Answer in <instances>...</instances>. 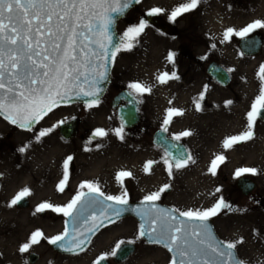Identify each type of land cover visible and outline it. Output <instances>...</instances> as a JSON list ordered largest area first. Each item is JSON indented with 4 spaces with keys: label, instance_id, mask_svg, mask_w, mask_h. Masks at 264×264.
<instances>
[{
    "label": "rangeland",
    "instance_id": "rangeland-1",
    "mask_svg": "<svg viewBox=\"0 0 264 264\" xmlns=\"http://www.w3.org/2000/svg\"><path fill=\"white\" fill-rule=\"evenodd\" d=\"M177 5L179 3L173 2L171 8ZM152 8L162 9L158 16L169 20L165 0H141L119 23L120 36L129 27L144 20ZM195 22L196 20L186 23V19L176 18L172 21L176 24L177 32L174 35L164 34L147 23L137 41L133 42L134 47L130 51L122 50L116 54L111 83L104 97L94 107H87L86 104L57 107L29 131L10 130L14 126L0 117V145L9 146L1 150L0 163L6 161L9 171H16L13 153L16 152L15 146H18V152L19 146L20 149L24 148L21 152L23 164L20 165V170L26 172L28 178H43L45 185L41 180H38V184L34 182L37 197L42 198L47 196V188H52L53 180H59L60 183L64 179V161L71 156L63 191H59L58 203L61 206L69 203L78 191L89 190L87 187H80L85 182L97 186L105 195L117 196L126 191L128 201H142L144 196L167 184L168 189L161 193L157 201L176 209L178 213L189 209L211 208L221 199L227 205L232 204L235 198L233 190L236 175L229 172L232 171L231 167L238 169L241 161L250 156L246 157L240 151L231 158L228 157V162L222 163V167L220 164L216 165L214 176L209 172V167L216 156L222 155L220 149H223L226 138L240 135L247 130V113L264 86V81L260 79V75H264L261 73L264 49L258 56L247 59L238 50L214 53L202 50L195 52L196 50L188 47L184 50L188 42L191 46L199 42ZM255 30L264 37V28ZM186 36L196 39L185 41V45L181 38ZM169 52L174 53L172 62L167 60ZM207 54L218 59L230 73L232 80L226 88L207 84L206 74L201 72L205 66L200 67L198 59ZM196 55L197 58H194ZM172 72L179 79L169 80L163 85L156 80L158 75ZM134 82L150 86L151 91L138 95L127 87ZM123 89L130 90L138 99L141 121L134 129H123V138L118 139L114 130L121 128V124L115 111L110 108V102ZM228 101L231 103L228 104ZM194 102L200 104V111H196ZM169 108L182 110L183 114L171 117L170 122L165 125L164 118ZM72 119L79 123L77 135L66 141L59 136L57 127ZM253 127L255 138L252 141L257 138L256 140L262 139L264 143V123L257 120ZM162 128H166L172 137L179 136V140L188 147L194 163L190 160L186 167L177 170L165 154L152 145V134ZM47 129L51 131L37 140L39 133ZM96 129H103L107 135L94 137L93 132ZM185 131L191 132V135L180 136ZM7 133H11L10 138L5 137ZM252 147L254 152L250 162L245 163L251 164L248 168H255L257 172L255 175H247L256 185L253 193L264 197V152L261 144H252ZM255 147H259L260 150L257 151L261 154ZM148 161L155 163L146 172L144 165ZM169 165L172 166L171 177L166 170ZM220 167L224 169L223 172ZM120 171H127L132 175L121 177V182H118L116 174ZM46 181L50 186H46ZM217 188L220 189L219 192L216 191ZM237 201L246 204L248 198L242 197ZM212 219L221 240L242 241L236 250L243 264H264L263 209L244 212L226 211V208H222ZM117 231L121 234L116 237L118 242L134 240L133 244L137 246L133 256L121 264H170L171 257L165 250L148 245L142 239L136 240L139 230L132 219L126 218L108 227L105 233L108 240ZM108 245L111 252L115 246L111 243Z\"/></svg>",
    "mask_w": 264,
    "mask_h": 264
},
{
    "label": "snow or ice",
    "instance_id": "snow-or-ice-1",
    "mask_svg": "<svg viewBox=\"0 0 264 264\" xmlns=\"http://www.w3.org/2000/svg\"><path fill=\"white\" fill-rule=\"evenodd\" d=\"M201 2L202 0H186L169 14V20L175 21L178 16L195 10ZM138 3L140 0H0V116L20 128H30L37 118L47 115L53 106H59L61 103L88 98L85 100L87 107L98 105L99 96L103 91L101 85L108 79V63L114 61L118 52L130 51L134 47L133 42L137 41L147 27L146 21L142 19L139 24L129 27L122 37L115 35L114 26L117 19L123 16L125 10L132 4ZM161 12L160 8H152L146 15L154 16ZM257 28H264V21H253L238 34L246 36ZM232 32L233 29H227L225 39ZM173 56L174 53L169 52L167 60L172 62ZM261 73H264V65L261 66ZM174 79H179L175 72L162 73L156 77L161 85ZM260 79L264 81V75H260ZM127 87L138 95L151 91L150 86L139 82L129 83ZM194 103L196 111H200V104ZM227 103L230 104L231 101ZM182 114V110L169 108L164 124L167 125L171 117ZM262 117L264 86L261 87L260 95L247 113V130L240 135L226 138L223 147L227 149L252 140V128ZM161 130L167 131L166 128ZM50 131L51 129H47L40 132L37 140ZM122 133L123 126L114 130L118 139L123 138ZM106 135L103 129H96L93 132L94 137ZM190 135L189 131L180 134ZM174 139H179V136ZM24 150L19 149L21 152ZM223 159V156H217L212 161L209 172L213 176L216 175L217 161ZM71 160L72 157L69 156L64 161V179L57 185V191H63L62 186L67 179L68 163ZM190 160L195 162L191 156L184 157L181 153L176 159L175 168L179 170L186 167ZM153 163L155 162L148 161L144 165V170L147 172ZM165 164H168L167 160ZM166 170L171 177L172 166L169 165ZM256 172L255 168H240L236 176L245 173L255 175ZM131 175L130 172L120 171L116 174V179L121 182V177ZM80 187H87L89 193L94 195L78 191L63 208H56L47 203L37 206L36 212L51 208L53 211L63 212L65 217L77 213L76 219L79 223L71 238L66 240L69 233L65 227L62 234L48 240L49 244L57 245L66 252H75L76 249L82 251L86 243L83 238L86 233L80 231V227L91 220L92 223L86 231L93 232L104 224L103 220L99 224L95 222L96 209H99V216L105 217L111 223L115 222L113 217L118 218L125 212L133 211L144 221L136 240L147 237L151 244L165 248L173 254L170 264H243V261L238 260L234 254L237 245L242 241H216L211 234L208 221L218 215L222 208L228 207L222 199L217 200L211 208L179 211V216L184 220H178L174 215L176 209L154 207L161 193L168 189L167 184L158 191L144 196L141 204L146 206L140 209L127 207L126 191L122 195L113 196L103 194L91 183H82ZM216 191L219 192L220 189L217 188ZM27 194L29 189L24 188L17 193L8 207L20 203ZM100 196L103 200L96 198ZM104 201L113 203L105 204ZM86 209H93V212L89 216H83ZM144 224H150L151 227L144 230ZM75 231H80L79 237L75 235ZM41 235L39 231L32 233L29 243L23 244L19 251L24 253L31 245L39 243ZM125 243L133 244L135 241H119L110 255H116L117 250ZM104 259L105 256L102 255L95 264H100Z\"/></svg>",
    "mask_w": 264,
    "mask_h": 264
},
{
    "label": "flooded vegetation",
    "instance_id": "flooded-vegetation-1",
    "mask_svg": "<svg viewBox=\"0 0 264 264\" xmlns=\"http://www.w3.org/2000/svg\"><path fill=\"white\" fill-rule=\"evenodd\" d=\"M165 2L167 4V9L169 10L167 14L169 15L176 7L185 3L186 0H165ZM173 2L179 3V5L171 8ZM151 17L154 19H162L167 23V26L170 28V32L167 35H174L177 32L176 24L172 23V21L170 22V20H166L163 16L158 15ZM177 18H180L181 20L186 19V23L188 21L196 20V36L199 42L191 46L188 41L196 38L192 37L189 39L187 36L186 38H181V41L184 42L183 44L186 45L185 41L188 42L187 46H184L186 47L184 50H187V47L190 50H196L195 52H197V50H202L204 52L211 51L213 53L238 50V52L245 59H247L250 57L241 53L240 41L244 38H251L253 36H257L262 39V46L264 49V37L259 33V31H250L246 36L238 34L241 29L252 23L253 20L260 19L264 21V0H202L195 10L184 13ZM152 27L157 29L154 26ZM229 28L233 29V32L228 35L227 39H225L224 34ZM197 56L198 55L194 58H197ZM205 57L207 58L205 59ZM198 59L200 60V67L201 65L205 66L201 69V72L202 74H206L208 80L207 84H213L216 85V87H221L218 82L207 75V68L214 64H220L222 67H225V65L209 54L199 57ZM10 130L22 129L18 127H10ZM0 134L2 133L0 132ZM10 134L11 133H7L5 137L10 138ZM254 134L255 132H253V135ZM252 144V140H250L236 144L231 148L226 149L223 147L220 151H222L221 156H223L224 159L223 161L218 160L217 164H220L222 167L224 165L222 163L228 162V157L231 158L233 155L240 153V151L241 153L244 152L246 157L250 156L245 160L250 162L249 160L251 158V154L254 152ZM8 147L9 146L6 144H1L0 152L3 148ZM15 147L16 152L13 153H15L14 162L16 163V171H9V166H7L6 161H2L0 163V264H95L97 259L102 255L105 256V259L100 262L106 260V264H114L112 260L115 255H110V253L115 247L111 249V252H109L110 246L108 244L111 243L113 246H116L118 243L116 237L121 234L117 231L116 233H113L108 240L105 233L108 227L115 225L119 221L99 230L90 240L87 247L79 253L61 254L52 249L48 240L52 238L54 234H62L64 232L66 217L61 211H53L51 208H46L41 212H36V208L42 203L51 204L56 208H63V206L58 203L59 191H57V185L59 184V180L56 182L53 180L51 182L52 188H47L48 194L46 197H37L34 182L38 184V180H41L43 185H45L44 180L43 178H39L38 174V177L28 178L27 173L20 170L23 164L21 151L18 152V146ZM261 147L262 152H264V144H262ZM255 148L256 151L257 149L260 150L259 147ZM257 152L261 154V152ZM245 161H241V166L238 169L251 167V164H247ZM221 169L223 172L224 169ZM231 169L232 171L229 173L233 172V174L236 175L238 169H236L235 166L231 167ZM247 174L249 173L236 176L233 190L235 198L232 204L229 203L228 207H225L226 211L231 210L245 212L256 209L264 210V197L253 193L254 190L245 195L242 192V189L244 188H240L238 185L239 181L244 183L245 181L252 180ZM46 183H48L46 186H50L49 182L46 181ZM24 188L29 189V194L25 195L20 203L13 205L12 207H8L9 203L17 195V193L21 192ZM242 197L248 198L246 204H241V202L237 201ZM24 202L25 204H23ZM37 231L42 234L39 238V243L31 245L26 252L21 253L19 251L20 247L25 243H29L32 233ZM106 240H108V243H106ZM136 249L137 246L135 245V250Z\"/></svg>",
    "mask_w": 264,
    "mask_h": 264
},
{
    "label": "water",
    "instance_id": "water-1",
    "mask_svg": "<svg viewBox=\"0 0 264 264\" xmlns=\"http://www.w3.org/2000/svg\"><path fill=\"white\" fill-rule=\"evenodd\" d=\"M136 5L137 4H132L128 9L125 10L124 15L120 16L117 19V22L114 26V32H115V35L117 37H119L117 30H116L118 21L123 19L128 14V12L132 8H134ZM146 19H147L148 23L157 27L160 31L165 32V33L170 32V28L162 20H157V19H154V18L149 17V16ZM240 49H241L242 53L246 56H256L261 52L262 40L257 36H253L251 38H244L240 41ZM112 62L113 61H110L107 65V67H108V79L101 85V87L103 88V91L101 92V94L99 96V100L104 96L106 89L108 87V84L110 83ZM207 74L213 80L218 82L223 87H226L230 84L231 78H230L229 73L224 68H222L221 66H219L217 64L210 65L207 68ZM86 99H88V98H84L83 100H78V101L74 100V101L68 102V103H61L59 106H65V105H70V104H75V103L85 104ZM110 106H111V108L116 109V116H117L118 120L120 121L121 125L125 129L134 128L136 125L139 124L140 119H141V116L139 114V103H138L137 99L135 98V96L132 93H130L128 90H122L117 95H115L112 98ZM56 107H58V106H53L52 110L55 109ZM50 112H48V113H50ZM1 117L3 119H5L3 116H1ZM41 118L42 117L37 118V120L34 121L30 125V128H21V129H24V130L32 129ZM259 120L264 122V117L259 118ZM12 125L15 127H18L15 124H12ZM78 125H79V123L76 119L64 122L59 126L58 132L65 140H70L76 136V133H77L76 130L78 128ZM152 144L155 147H157L158 149L162 150L166 154V156L169 158L170 162L173 165H175L176 159L178 156L181 155V153L183 154L184 157L189 156L187 147L181 141L174 139L172 137H169L167 135V133L165 131H162V130H157L153 134ZM238 185L240 188H242V187L244 188V189H242V192L244 194H247L248 192L252 191L254 189V186H255L252 181H247L246 183L245 182L243 183L240 181L238 183ZM83 193H89V191L83 192ZM89 195L92 196L94 194L89 193ZM96 198L99 200H103L102 196L96 197ZM104 203L105 204H111L113 202L104 201ZM23 204H25V202ZM145 206L146 205L141 204V201H128V205H127V207L132 208V209H140V208H143ZM154 207L159 208V209H166V210L172 209V208L168 207L167 205H164V204L159 203V202H155ZM95 211H96V215H97V219L95 222L97 224H99L100 221L103 220L104 224L101 225L100 227H97L93 232H87L86 231L88 226L92 223L91 220H89L88 224H85L82 227H80V231H85V233H86V235L83 237L86 241V243L83 245V250L86 248V246L90 242L91 238L101 228H103L104 226H107L108 224H111V222H109L105 217L99 216V209H96ZM92 212H93V209H86L83 212V216H89ZM174 215L177 216L178 220H184V218L180 217L177 212L174 213ZM76 217H77V213H74L73 216L66 217L65 227H67L68 233H69L68 237H66V240L71 238V236L74 233L75 227L79 223V220L76 219ZM82 218L83 217L81 216L80 219H82ZM124 218L134 219L138 224L139 231L141 230L140 226L142 223H144V221L141 220L140 216H138L135 212L128 211V212H125L123 215H121L118 218L113 217V219L115 221H118V220H121ZM186 223H199V222L198 221H193V222H187L186 221ZM208 224H209V227L211 228V234L214 237V239L216 241H221L215 232L212 219H210L208 221ZM150 227H151L150 224H144V230H148ZM80 231H75V235H77L79 237ZM142 239L145 242L151 244L150 242H148L147 237H142ZM61 243L63 244L64 242L62 241ZM51 247L54 251H57V252L62 253V254H74V253L81 252L80 249H76L75 252H66L63 250V248H61L57 245H53V244H51ZM134 250H135V247L133 244H123L121 246V248L118 249L117 254L115 255L113 261L115 263H121V262L126 261L134 253ZM169 254L172 257L173 254L172 253H169ZM234 254H235L236 258L239 260L235 250H234ZM106 263H107L106 260L103 262H100V264H106Z\"/></svg>",
    "mask_w": 264,
    "mask_h": 264
},
{
    "label": "bare ground",
    "instance_id": "bare-ground-1",
    "mask_svg": "<svg viewBox=\"0 0 264 264\" xmlns=\"http://www.w3.org/2000/svg\"><path fill=\"white\" fill-rule=\"evenodd\" d=\"M262 145V144H261Z\"/></svg>",
    "mask_w": 264,
    "mask_h": 264
}]
</instances>
